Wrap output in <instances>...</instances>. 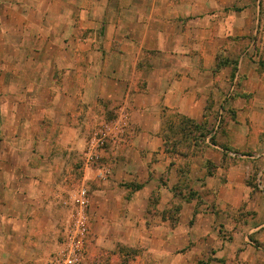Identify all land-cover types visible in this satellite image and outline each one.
I'll use <instances>...</instances> for the list:
<instances>
[{
  "label": "crops",
  "instance_id": "0c3cea01",
  "mask_svg": "<svg viewBox=\"0 0 264 264\" xmlns=\"http://www.w3.org/2000/svg\"><path fill=\"white\" fill-rule=\"evenodd\" d=\"M49 68L39 105L26 86ZM0 101V264H47L58 251L77 161L89 196L83 263L101 251L98 221L116 234L100 247L170 248L174 203L179 229L198 209V264H264V0H0ZM114 115L104 131L116 148L92 169L86 134ZM221 116L236 118L222 135ZM180 119L200 127L198 141L171 153ZM229 150L258 155L234 165Z\"/></svg>",
  "mask_w": 264,
  "mask_h": 264
},
{
  "label": "rangeland",
  "instance_id": "374dc122",
  "mask_svg": "<svg viewBox=\"0 0 264 264\" xmlns=\"http://www.w3.org/2000/svg\"><path fill=\"white\" fill-rule=\"evenodd\" d=\"M52 70L49 68L45 75L40 78V84H37L34 87L33 83L27 84V89L28 92H31L35 94L36 98L39 100V105H43V99L47 95L48 92L51 93L52 89L51 84H46L47 81L50 79V74ZM42 98V99H41ZM1 102V101H0ZM49 118L51 117V112L50 108L48 110ZM119 117L117 115H114L112 118L109 120H103L101 121L100 124H98L100 121L99 119H94L91 118V121L89 122V126L95 125L94 127H90L89 132L86 134L88 137V149L86 153L92 154L91 157L96 153L99 155L101 149H106L107 146L110 147L113 152L115 150V144L118 142V138L115 136L113 132H106V135L103 134L102 131L104 129H108L105 127L106 123L112 124L115 123V121ZM230 120L235 121L236 118L233 116H224L219 118V129L218 133L222 135L221 131V125L226 126V123L229 122ZM182 121V122H181ZM173 129V134H172V140H171V153H184L186 152V148L188 144H191L193 142L198 141V130L194 128V126L186 121H183L180 119L178 120V124H174L172 126ZM195 131V132H194ZM106 136V137H104ZM216 136V135H215ZM214 137V136H213ZM213 139V138H212ZM219 142L225 143V141L219 140ZM108 143V144H107ZM189 151V150H187ZM193 152L195 150H192ZM233 151L232 153H235L237 155H246V156H251L255 157L258 155V153L253 152V151H235V150H229ZM229 153V152H228ZM229 155V154H228ZM227 156V155H226ZM88 158V156H87ZM100 160V159H99ZM98 161L90 160L89 159V167L96 168L100 167L98 165ZM230 164L237 165L238 163L244 162L242 158H239L237 156L231 157L227 156L226 159ZM253 160V159H252ZM246 160L247 163V168L248 172L250 174L251 178V186L258 191L260 190L259 188V182L254 175L257 176L258 169L256 163H253V161ZM248 161V162H247ZM215 168L213 166H210L209 171H214ZM211 173V172H210ZM82 172H80V161H77L75 165V172H74V177L76 178L75 180V187H86V184L82 183V176L80 175ZM80 175V176H79ZM81 178V180H80ZM78 179V180H77ZM254 179V180H253ZM250 180V179H249ZM253 181V182H252ZM185 183H181L180 186H176V190L179 191L182 188H184ZM190 194V193H189ZM193 193L191 192V195ZM193 198V196H191ZM155 204H156V199H154ZM154 202H152V205ZM154 204V205H155ZM155 208V206H154ZM198 208V207H197ZM154 210L150 211L151 217H153L155 212ZM194 212V213H193ZM192 213L190 214V217H187L186 219H182L181 222V227L183 229H179L178 223L180 221V205H175L172 203V207L170 211L165 214L169 217L170 222L172 224L171 228V247L165 249H162V245H158L156 242L154 244L149 245L147 248H142L140 246H135V245H118L115 246L114 244L112 245H102L100 247V243H97L96 241H99L100 239H110L113 240L115 237V232L113 230L109 229H103V226H101V223L98 221L94 225L93 228V235L92 237L94 238V246L95 249H100L101 251L96 253H93V256H91L85 263L82 264H198V229L194 228V218L196 213L198 212V209H194ZM176 225V226H175ZM178 227V228H177ZM136 232H133L131 230L128 231V239L131 240L132 237H134ZM138 233V231H137ZM155 236L160 237L162 235V230H154ZM167 234V231L165 230V236ZM138 236H142L140 233L137 234ZM219 236L221 238V241L223 243H226L227 241H230L231 235L228 233V231L225 229V227L221 226L219 229ZM115 242V241H114ZM113 242V243H114ZM95 251V250H94ZM213 251V250H212ZM211 251V252H212ZM209 257V258H208ZM206 257L205 259L201 260L199 264H210V256Z\"/></svg>",
  "mask_w": 264,
  "mask_h": 264
},
{
  "label": "built area",
  "instance_id": "2783aa9c",
  "mask_svg": "<svg viewBox=\"0 0 264 264\" xmlns=\"http://www.w3.org/2000/svg\"><path fill=\"white\" fill-rule=\"evenodd\" d=\"M102 132L106 135V131ZM91 155L88 153V160H99V155L96 153L92 157ZM229 156L246 158L245 155H237L235 153H229ZM69 199L70 213L65 222L59 249L50 256L47 264H82L85 258L90 228L88 191L84 187H78Z\"/></svg>",
  "mask_w": 264,
  "mask_h": 264
},
{
  "label": "trees",
  "instance_id": "16d2710c",
  "mask_svg": "<svg viewBox=\"0 0 264 264\" xmlns=\"http://www.w3.org/2000/svg\"><path fill=\"white\" fill-rule=\"evenodd\" d=\"M183 121H186V122L191 123V124L194 126V128H195L196 130H198V128H200L199 126H196L193 122H191V121H189V120H185V119H183ZM222 130H225L224 125H221V131H222ZM198 131H200V130H198ZM222 134H223V131H222ZM203 136H204V134L201 132V134L199 135V138H202ZM211 142H212V143H215L214 140H211ZM222 148H223L224 150H227V148H226L225 146H222Z\"/></svg>",
  "mask_w": 264,
  "mask_h": 264
}]
</instances>
